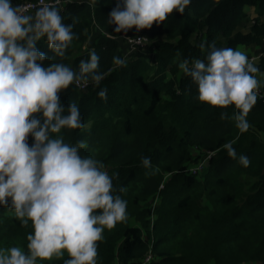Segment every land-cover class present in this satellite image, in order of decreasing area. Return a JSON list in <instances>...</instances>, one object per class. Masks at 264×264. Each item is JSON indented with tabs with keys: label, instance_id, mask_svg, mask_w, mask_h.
Instances as JSON below:
<instances>
[{
	"label": "trees",
	"instance_id": "obj_1",
	"mask_svg": "<svg viewBox=\"0 0 264 264\" xmlns=\"http://www.w3.org/2000/svg\"><path fill=\"white\" fill-rule=\"evenodd\" d=\"M63 1L58 7L76 37L63 58L39 41L47 53L43 63L76 68L94 48L100 70L108 72L106 100L91 83L60 93L65 108L70 101L80 106L85 123L62 130L64 139L86 140L82 154L103 161L115 191L127 200V220L105 228L97 242V264H264V86L247 115L251 127L240 133L233 119L220 116H231L234 106L199 101L197 85L179 68L186 57L203 59L201 43L214 41L245 47L264 72V0H192L183 14L173 10L159 25L130 29L127 36L148 38L133 50L107 22L116 0ZM114 56L127 64L115 66ZM227 141L236 158L223 147ZM240 154L249 157L248 166L240 164ZM143 156L151 157V169L141 165ZM32 230L31 222L22 225L13 209L0 206V247L27 251ZM69 258L65 252L38 264Z\"/></svg>",
	"mask_w": 264,
	"mask_h": 264
},
{
	"label": "clouds",
	"instance_id": "obj_2",
	"mask_svg": "<svg viewBox=\"0 0 264 264\" xmlns=\"http://www.w3.org/2000/svg\"><path fill=\"white\" fill-rule=\"evenodd\" d=\"M191 2L116 0L107 22L114 25L112 33L139 32L153 22L159 25L173 10L183 14ZM60 3L0 0V206L13 209L21 224L31 222L33 229L27 234V251L17 245L0 247V264H38L65 252L70 258L63 264H97L104 229L128 218L127 200L115 191L103 161L82 154L88 142L64 139L62 130L82 129L85 123L80 106L70 101L65 108L60 93L73 84L86 88L91 83L106 100L108 88L102 81L108 72L100 70L94 48L76 68L61 61L43 63L47 53L37 46L39 41L46 40L54 55L63 58L76 37L74 25L65 23L57 7ZM200 47L207 49L206 56L186 57L179 68L197 85L199 101L220 109L234 106L231 116L227 111L220 116L246 132L251 127L247 115L264 86L254 74L264 72L239 48L217 47L214 41ZM113 62L122 67L127 59L114 56ZM223 147L237 157L232 141ZM238 159L245 167L250 163L245 154ZM141 165L151 169V157L143 156Z\"/></svg>",
	"mask_w": 264,
	"mask_h": 264
},
{
	"label": "built area",
	"instance_id": "obj_3",
	"mask_svg": "<svg viewBox=\"0 0 264 264\" xmlns=\"http://www.w3.org/2000/svg\"><path fill=\"white\" fill-rule=\"evenodd\" d=\"M36 3H37V1L27 2L26 4L35 5ZM62 3H64L63 0H61V3L59 5H57V7L62 5ZM29 10L30 11H34L35 8L33 7V8H30ZM127 37H128V40H129V43H130V47H131L132 50L135 49L136 47L143 46V45H145L148 42V38L144 37V36H127ZM250 59H252V62H254L256 57L253 56ZM150 260H151V256H148L146 258V262H149Z\"/></svg>",
	"mask_w": 264,
	"mask_h": 264
},
{
	"label": "crops",
	"instance_id": "obj_4",
	"mask_svg": "<svg viewBox=\"0 0 264 264\" xmlns=\"http://www.w3.org/2000/svg\"><path fill=\"white\" fill-rule=\"evenodd\" d=\"M242 47H243V46H240V47H238V48H240V50H242V51H245V50H246L245 52H246L247 55H248V52H249L248 49H246L245 47H244V48H242ZM244 49H245V50H244Z\"/></svg>",
	"mask_w": 264,
	"mask_h": 264
},
{
	"label": "rangeland",
	"instance_id": "obj_5",
	"mask_svg": "<svg viewBox=\"0 0 264 264\" xmlns=\"http://www.w3.org/2000/svg\"><path fill=\"white\" fill-rule=\"evenodd\" d=\"M242 48H244V47H242ZM240 49V48H239ZM245 50V49H244ZM246 51V50H245ZM249 53V52H248ZM201 168V167H200Z\"/></svg>",
	"mask_w": 264,
	"mask_h": 264
}]
</instances>
